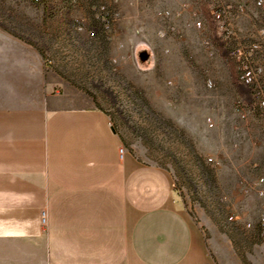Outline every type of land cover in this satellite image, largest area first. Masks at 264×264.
Returning a JSON list of instances; mask_svg holds the SVG:
<instances>
[{"label":"rangeland","instance_id":"rangeland-1","mask_svg":"<svg viewBox=\"0 0 264 264\" xmlns=\"http://www.w3.org/2000/svg\"><path fill=\"white\" fill-rule=\"evenodd\" d=\"M221 2L247 9L228 28L236 36L206 0H0V30L41 52L57 90L106 111L126 152L170 173L218 264H264L262 208L250 199L264 138L244 129L262 103L233 57L242 35L264 29V8ZM185 5L170 21L182 35L163 36L160 15Z\"/></svg>","mask_w":264,"mask_h":264},{"label":"crops","instance_id":"crops-1","mask_svg":"<svg viewBox=\"0 0 264 264\" xmlns=\"http://www.w3.org/2000/svg\"><path fill=\"white\" fill-rule=\"evenodd\" d=\"M257 114L244 129L264 138ZM122 148L106 111L0 30V264H218L170 173Z\"/></svg>","mask_w":264,"mask_h":264},{"label":"built area","instance_id":"built-area-1","mask_svg":"<svg viewBox=\"0 0 264 264\" xmlns=\"http://www.w3.org/2000/svg\"><path fill=\"white\" fill-rule=\"evenodd\" d=\"M212 8L217 11V19L221 26L223 32H227V36H236L235 32L229 30L232 22L238 20L242 15H245L247 9L244 4L234 3V4H223L221 0H206ZM259 8H264V0H249ZM189 5H185L183 9H180L175 14L163 13L160 15L162 21L167 22V28L163 33V36L172 35L178 37L182 35V30L173 23H170L174 18H181L184 12L188 11ZM193 17L196 16L194 13ZM197 28H201V23L196 24ZM204 29V28H203ZM240 44L235 47L233 51V57H239L240 70L242 76L246 78V86L252 91V97L255 99H261L262 103V113L261 116L264 117V29H261L257 34V40L254 41L249 35H242L240 37ZM209 45V43L207 44ZM241 117H247L244 109H241ZM121 155L124 154L125 150L122 148L120 150ZM257 168V165H255ZM264 185V178H259L255 183H253L252 188H259L258 195L264 198V190L261 188ZM251 190L246 187L243 190L244 195L248 196ZM45 222V216L43 217ZM260 224L264 227V203L262 205V212L260 218Z\"/></svg>","mask_w":264,"mask_h":264}]
</instances>
